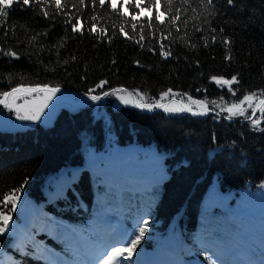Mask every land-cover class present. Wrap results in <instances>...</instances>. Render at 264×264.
Here are the masks:
<instances>
[{"label":"trees","instance_id":"trees-1","mask_svg":"<svg viewBox=\"0 0 264 264\" xmlns=\"http://www.w3.org/2000/svg\"><path fill=\"white\" fill-rule=\"evenodd\" d=\"M144 6L153 10L150 21L144 16L133 21L139 9L131 4L124 15L122 0L118 11L112 10L110 0L103 5L98 0H64L59 10L53 0L30 7L14 4L6 23L0 18V49L19 56L0 55V93L21 84H47L60 88L57 95L84 104L89 89L102 79L109 81L92 93L102 97L99 101L79 109L63 106L49 126L0 131V189L23 185L13 221L23 229L26 213L29 224L19 237L11 231L0 235V257L11 258L9 264L69 259L63 228L93 224L108 191L104 173L120 165L128 168L136 191L131 199L114 200L108 215L129 232L138 221H149L136 253L139 264L170 235L181 240L179 254H171L174 261L208 264L205 257H211L213 264H220L207 235L231 227L236 209L250 213L239 223L259 247L264 117L257 110L252 118L261 123L253 127L242 116L228 119L222 109L250 92L264 98V0H236L235 6L227 0H160L159 8L154 0H145ZM159 11L165 12L163 24L155 19ZM78 21L82 29L73 31ZM141 35L145 39L137 43ZM161 44L171 52L168 58L160 55ZM236 74L235 96L211 80L213 75L230 79ZM119 87L133 92V101L140 91L148 103L172 88L194 99L206 98L209 111L194 116L149 111L103 96ZM173 99L188 102L182 95L161 102ZM246 116H252L251 109ZM66 180L68 185L57 195ZM73 241L79 246L78 238ZM240 256L260 262L246 245Z\"/></svg>","mask_w":264,"mask_h":264},{"label":"snow or ice","instance_id":"snow-or-ice-1","mask_svg":"<svg viewBox=\"0 0 264 264\" xmlns=\"http://www.w3.org/2000/svg\"><path fill=\"white\" fill-rule=\"evenodd\" d=\"M43 3L48 4L50 0H0V18H3L6 23V19L14 4L21 6H31V4ZM55 7L59 10L64 7V0H53ZM81 3L84 0H80ZM100 5L105 3V0H98ZM187 3V0H185ZM123 3V14L129 15V5L131 4L133 10L139 9V12L133 14L131 19L133 21L139 20L141 16L148 17L149 21L152 18L153 10L147 6L142 7L145 4V0H122ZM211 3V0H209ZM229 5L235 6L236 0H227ZM156 8L160 7V0H154ZM121 5V0H110V6L113 11H118V6ZM45 17L49 16L48 11L41 9ZM95 19V17H93ZM155 19L161 24L165 23V12L159 11ZM3 26V25H0ZM137 28L136 24H132V30L135 31ZM82 25L79 21L72 24L73 31H81ZM96 26H92V30L95 31ZM123 31V29H121ZM223 31V29H221ZM124 35L127 37L128 34L125 32ZM131 39L132 37H128ZM145 38L143 35L140 36V41ZM166 39V37H165ZM229 43V41H225ZM0 55L7 56L10 58L19 59L16 51L8 50L4 51L0 49ZM160 55L164 58H168L171 55L170 51L165 50L164 45H160ZM230 59V57H228ZM115 63V61H113ZM139 64V61L136 62ZM197 64L199 62L197 61ZM238 75H231L230 79H226L224 75H213L211 80L216 85L223 89L225 86L228 88L230 95L235 96L239 89H234V84H239ZM107 80H100L96 85V88H103L104 85L108 84ZM96 88H91L85 95L93 101H99L102 97L100 95H92ZM200 91V89H197ZM60 92L59 87H50L47 84H37L35 86L19 85L13 87L10 91H4L0 93V105L9 111L15 113L16 119L19 121H31L38 122L41 117L45 114V110L52 103L56 94ZM109 95L116 96L117 99L123 104L134 103V106L141 109H147L149 111L154 109H162L166 113H191L193 115H206L209 111L207 99H194L188 93L178 94L174 93L172 88H168L166 91H162L159 100H155L152 103L144 102L145 97L140 91H135V95L139 97L138 100L133 101L131 97L133 92H129L127 88L119 87L112 88L111 91L103 92V96ZM182 95L187 97V103L183 99L177 101L173 99L170 103H162L166 97ZM261 97H264V90L260 93ZM222 98V97H221ZM23 99V103H17V101ZM256 101L255 104L253 103ZM215 105L216 102L212 101ZM247 105V107H245ZM195 108V110H194ZM248 109L252 110V116H246ZM259 110L261 117H264V98L257 99L256 92H250L243 94L239 99L238 103H231L226 106L222 111H227L228 119H232L235 116H242L245 119H249L253 127L260 125V119H253L256 115V111ZM264 131V129H261ZM104 175L108 177L106 181L108 191L105 193L106 199L102 204L101 211L96 217L93 224L87 229L77 228H63V234L65 236L67 251L70 253V258L65 260L60 258L58 264H139V260L136 258V253L141 245V242L145 240L146 233L149 231V221L147 219L142 222L138 221V227L134 228L132 232H129L119 222L114 223L113 218L108 215L111 211L110 205L114 200L119 199L123 202L124 199H131V196L136 191V184L130 178L129 170L126 166L120 165L114 169H110L105 172ZM27 183V180L24 182ZM69 181H64L58 186L57 195L62 194L64 187L68 185ZM264 187V185H262ZM21 187H13L9 191L0 189V235L8 234L11 231L13 236H21L23 232L27 231L29 224L27 214L25 213V222L23 229L13 221V213L18 211V205L21 201ZM264 195V194H262ZM247 198H251V194H248ZM10 206V207H9ZM250 216V213L236 209L233 211V224L229 228L222 230H211L208 232L207 240L215 249L213 255L220 262V264H254L253 261H245L240 256L241 247L247 246V251L250 255H259V264H264V215L261 217V236L259 241V247L256 245V241L249 237L247 229L243 228L239 223L241 216ZM133 233H136L133 235ZM79 239L80 244L76 246L73 238ZM247 238V239H246ZM40 250V249H38ZM206 250H212L207 249ZM179 251H183L181 248ZM179 252L176 253L178 255ZM55 255V254H50ZM47 259V257H42ZM11 258L3 256L0 257V264H9ZM208 260V264H213L211 257H205ZM165 264H176V261L169 260Z\"/></svg>","mask_w":264,"mask_h":264},{"label":"rangeland","instance_id":"rangeland-1","mask_svg":"<svg viewBox=\"0 0 264 264\" xmlns=\"http://www.w3.org/2000/svg\"><path fill=\"white\" fill-rule=\"evenodd\" d=\"M91 103L96 101L90 100ZM17 103H23V99L17 101ZM88 103V102H87ZM63 106H70L67 101L61 96L56 94L52 103L45 110V114L41 117L38 122L31 121H19L16 119L15 113L5 109L0 105V131L3 132H16L32 128L36 125L49 126L54 121L55 117L59 113ZM71 107V106H70ZM150 184L148 185V188ZM162 243L159 250L150 252L147 257L153 261V264H165V262L174 260L171 254L176 253L181 245V240L176 241L174 235L168 236L166 239H161ZM194 264V263H191Z\"/></svg>","mask_w":264,"mask_h":264},{"label":"water","instance_id":"water-1","mask_svg":"<svg viewBox=\"0 0 264 264\" xmlns=\"http://www.w3.org/2000/svg\"><path fill=\"white\" fill-rule=\"evenodd\" d=\"M132 98H133V97H132ZM88 103H89V101H88ZM88 103H86V105H87ZM70 104H71L73 107H75V108H83V107H85L84 105H75V104L72 103V102H70ZM185 113H187V112H185ZM187 114H190V115L194 116V115L191 114V113H187Z\"/></svg>","mask_w":264,"mask_h":264}]
</instances>
